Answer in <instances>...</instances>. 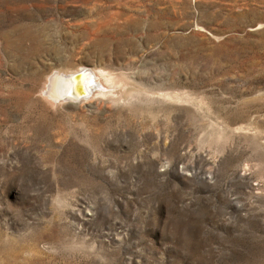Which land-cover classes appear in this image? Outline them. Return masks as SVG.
I'll return each instance as SVG.
<instances>
[{"label": "rangeland", "instance_id": "rangeland-1", "mask_svg": "<svg viewBox=\"0 0 264 264\" xmlns=\"http://www.w3.org/2000/svg\"><path fill=\"white\" fill-rule=\"evenodd\" d=\"M0 264H264V0H0Z\"/></svg>", "mask_w": 264, "mask_h": 264}, {"label": "bare ground", "instance_id": "bare-ground-1", "mask_svg": "<svg viewBox=\"0 0 264 264\" xmlns=\"http://www.w3.org/2000/svg\"><path fill=\"white\" fill-rule=\"evenodd\" d=\"M38 33L40 35L42 31ZM38 40L36 41L39 43ZM100 40V42L103 41V39ZM92 70L94 72L90 74L91 70L80 65L74 68L53 71L45 77L41 88L42 92L48 100L53 102L57 100L63 102H81L83 100L87 101L88 97L91 98L97 95L116 97L118 88L124 86L121 84V79L119 80L110 72L103 69L93 68Z\"/></svg>", "mask_w": 264, "mask_h": 264}]
</instances>
